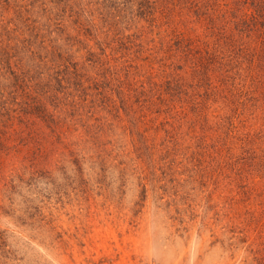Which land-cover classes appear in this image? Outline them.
Here are the masks:
<instances>
[{
  "label": "trees",
  "instance_id": "16d2710c",
  "mask_svg": "<svg viewBox=\"0 0 264 264\" xmlns=\"http://www.w3.org/2000/svg\"><path fill=\"white\" fill-rule=\"evenodd\" d=\"M209 103L233 130L230 106L263 121L243 151L264 176V0H0V155L38 147L64 114L90 145H122L123 123L151 153L178 151Z\"/></svg>",
  "mask_w": 264,
  "mask_h": 264
},
{
  "label": "rangeland",
  "instance_id": "374dc122",
  "mask_svg": "<svg viewBox=\"0 0 264 264\" xmlns=\"http://www.w3.org/2000/svg\"><path fill=\"white\" fill-rule=\"evenodd\" d=\"M233 108L235 130L209 103L178 151L151 153L123 123L122 145H90L64 114L38 147L0 155V264H264V176L243 151L263 121Z\"/></svg>",
  "mask_w": 264,
  "mask_h": 264
}]
</instances>
